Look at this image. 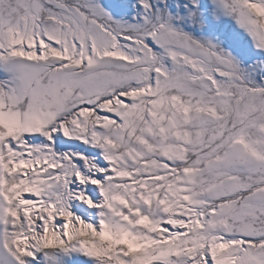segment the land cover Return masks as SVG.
Here are the masks:
<instances>
[{"label": "snow or ice", "instance_id": "obj_1", "mask_svg": "<svg viewBox=\"0 0 264 264\" xmlns=\"http://www.w3.org/2000/svg\"><path fill=\"white\" fill-rule=\"evenodd\" d=\"M0 264H264V0H0Z\"/></svg>", "mask_w": 264, "mask_h": 264}]
</instances>
